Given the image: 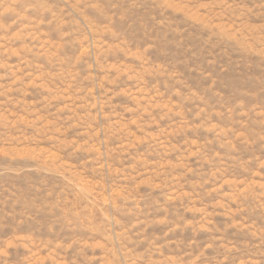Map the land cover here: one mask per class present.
Returning <instances> with one entry per match:
<instances>
[{"label":"rangeland","instance_id":"obj_1","mask_svg":"<svg viewBox=\"0 0 264 264\" xmlns=\"http://www.w3.org/2000/svg\"><path fill=\"white\" fill-rule=\"evenodd\" d=\"M0 264H264V0H0Z\"/></svg>","mask_w":264,"mask_h":264}]
</instances>
